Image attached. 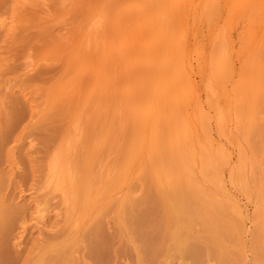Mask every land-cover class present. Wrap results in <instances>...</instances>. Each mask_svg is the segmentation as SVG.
<instances>
[{
    "label": "rangeland",
    "instance_id": "obj_1",
    "mask_svg": "<svg viewBox=\"0 0 264 264\" xmlns=\"http://www.w3.org/2000/svg\"><path fill=\"white\" fill-rule=\"evenodd\" d=\"M0 264H264V0H0Z\"/></svg>",
    "mask_w": 264,
    "mask_h": 264
},
{
    "label": "bare ground",
    "instance_id": "obj_2",
    "mask_svg": "<svg viewBox=\"0 0 264 264\" xmlns=\"http://www.w3.org/2000/svg\"><path fill=\"white\" fill-rule=\"evenodd\" d=\"M220 64V63H219ZM222 69V68H221ZM220 70V69H219ZM216 71V70H215ZM221 72V70L219 71ZM218 72V73H219ZM183 76L181 78V80H183ZM185 88V87H184ZM37 220V219H36ZM172 220V223H174L175 225H179V223H181V220L180 219H177V218H170V221ZM39 221V219L37 220ZM40 221L42 222V219H40ZM40 223V222H39ZM38 224V222L36 223V225ZM21 233V232H20ZM137 235H143L142 233H140V231L138 232V230L135 232ZM184 237V236H182ZM20 238V237H19ZM171 238L176 241V242H179V239H181V234H179V232H177L176 230L171 234ZM141 240H145V244L143 245L144 247L149 245V242L147 240H150L148 237H146V239L142 238L141 237ZM17 245V243H16ZM174 250L177 251L178 253H182L183 255L189 257L191 256L192 258V255L191 254H195V248H194V245L192 244H189L187 243L186 245H184V247L182 249H180L179 247H174ZM213 250V249H212ZM220 250L221 247H220ZM194 257V255H193ZM196 258V257H195ZM197 259V258H196Z\"/></svg>",
    "mask_w": 264,
    "mask_h": 264
}]
</instances>
